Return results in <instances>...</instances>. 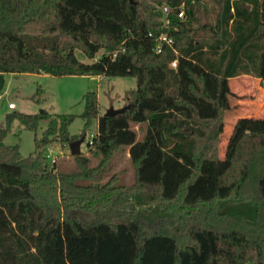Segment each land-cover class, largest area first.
<instances>
[{
  "label": "trees",
  "instance_id": "trees-1",
  "mask_svg": "<svg viewBox=\"0 0 264 264\" xmlns=\"http://www.w3.org/2000/svg\"><path fill=\"white\" fill-rule=\"evenodd\" d=\"M199 1L0 0V73L137 79L114 116L100 114L97 93L87 92L80 136L69 132L75 114L6 115L0 264H264V186L260 195L231 196L223 183L237 161L262 163L264 174V117H239L221 154L230 78L262 72L264 0H217L212 23L198 16ZM162 33L175 43L157 52ZM15 118L35 130L51 118L35 154L22 157L5 143ZM94 119L87 144L96 165L82 152L74 156L78 171L44 165L50 137L62 144L86 137ZM135 125H145L141 138ZM124 150L134 182L121 184L114 173L93 183Z\"/></svg>",
  "mask_w": 264,
  "mask_h": 264
},
{
  "label": "rangeland",
  "instance_id": "rangeland-1",
  "mask_svg": "<svg viewBox=\"0 0 264 264\" xmlns=\"http://www.w3.org/2000/svg\"><path fill=\"white\" fill-rule=\"evenodd\" d=\"M200 13L198 14L203 21H215V13L218 10L217 0H200ZM155 20H160L155 15ZM205 35V34H204ZM102 53V51H101ZM99 53L97 55L100 56ZM77 56L87 61V57L83 52L77 51ZM171 67H173L171 65ZM137 87V79L133 76H104V75H66L54 76L45 73H6L5 85L0 92V127H6V115L10 112H20L28 114H36L40 112H49L52 117L61 114H75L76 118L69 126L71 136H80L85 131V121L80 116L85 108L84 96L87 92L93 91L98 95L100 114L104 115L110 108H122L126 106L129 100L130 90ZM230 87L234 91L236 84L234 80H230ZM39 89L41 93H39ZM233 92L231 102L233 101ZM9 102H15L16 109L8 108ZM51 118L43 119L38 128L31 129L25 126L20 119L15 118L11 125L5 143L7 145H18L22 157L35 154L37 151V140L46 139V129ZM234 126L232 106L226 115L225 132L222 136L221 154H224L229 137L232 134ZM98 123L94 119L88 129H86L85 141L81 145L82 153L92 158V165H96L98 158L92 156L88 149L87 141L92 133L97 132ZM138 131V137L141 138L145 125H135ZM46 145H42V161L48 168L53 164L46 157L49 151L56 156L55 163L58 170L64 172L78 171L79 167L71 154L69 143L62 144L54 136L49 138ZM80 139V138H78ZM262 163L249 164L244 161H237L224 174L223 183L231 185L233 190L231 196H256L260 195V185L264 186V174ZM117 173L119 175V183L130 185L134 182V168L130 160L127 150L117 152L106 168L102 180L93 181V183H101L108 180L111 175ZM82 183L87 181L82 180ZM140 211L148 212L150 206L139 207ZM250 264V263H246Z\"/></svg>",
  "mask_w": 264,
  "mask_h": 264
},
{
  "label": "crops",
  "instance_id": "crops-1",
  "mask_svg": "<svg viewBox=\"0 0 264 264\" xmlns=\"http://www.w3.org/2000/svg\"><path fill=\"white\" fill-rule=\"evenodd\" d=\"M243 7L251 9L252 4L247 3ZM262 61L260 74H241L230 78L236 84L235 90H232L234 99L231 102L234 123L239 117H264V56Z\"/></svg>",
  "mask_w": 264,
  "mask_h": 264
},
{
  "label": "built area",
  "instance_id": "built-area-1",
  "mask_svg": "<svg viewBox=\"0 0 264 264\" xmlns=\"http://www.w3.org/2000/svg\"><path fill=\"white\" fill-rule=\"evenodd\" d=\"M168 13H169V8L165 6L164 7V26H168L170 24V18L168 17ZM184 16H185L184 9L179 10L178 17H181L182 18ZM150 35H152V33H150ZM156 41H157V45H156V51L157 52H161L162 51L164 44H167V45L173 47L174 46V43H175L174 38L172 36H170L169 34H167V33L160 34L158 37H156ZM177 63H178V60L175 59V60L172 61L171 65L173 67H176L177 66ZM1 98H2V95L0 94V99ZM8 107L10 109H15L16 108L15 102H9L8 103ZM95 135H96V133H92L91 134V137L89 139V142L91 144L93 142V138H94ZM46 157L51 160L52 164H55L57 162V160H56L57 158L53 154L52 151H49L47 153Z\"/></svg>",
  "mask_w": 264,
  "mask_h": 264
},
{
  "label": "water",
  "instance_id": "water-1",
  "mask_svg": "<svg viewBox=\"0 0 264 264\" xmlns=\"http://www.w3.org/2000/svg\"><path fill=\"white\" fill-rule=\"evenodd\" d=\"M249 7V5H248ZM4 85H5V74L4 73H0V92L3 90L4 88ZM125 106L122 107V108H119V109H116V108H110L106 113L105 115L106 116H114L120 112H123L125 110ZM85 141V137H81L80 139H77V140H74V141H71L69 143L70 145V149H71V154L73 156L75 155H79L81 154L82 150H81V145L82 143Z\"/></svg>",
  "mask_w": 264,
  "mask_h": 264
}]
</instances>
